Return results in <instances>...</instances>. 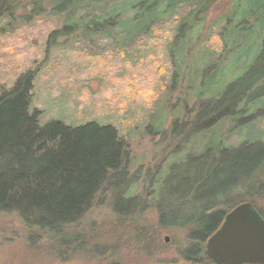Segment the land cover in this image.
I'll list each match as a JSON object with an SVG mask.
<instances>
[{"label":"trees","instance_id":"obj_1","mask_svg":"<svg viewBox=\"0 0 264 264\" xmlns=\"http://www.w3.org/2000/svg\"><path fill=\"white\" fill-rule=\"evenodd\" d=\"M42 20L52 24L37 67L9 81L0 76V214L19 218L32 249L43 245L67 258L96 206L110 203L116 226L124 227L153 205L160 225L187 232L184 262L215 264L207 241L236 206H256L261 192L264 0H0V45ZM164 32L163 106L151 115L150 129L171 130L184 145L156 170L137 168L116 126L47 121L34 108L37 79L70 41L130 53ZM185 92L196 110L179 134L178 120L168 127L169 107L175 94L179 104L171 109L178 106L173 114L180 116L189 106L180 102ZM254 128L258 141L245 137ZM133 226L149 248L152 237Z\"/></svg>","mask_w":264,"mask_h":264},{"label":"rangeland","instance_id":"obj_2","mask_svg":"<svg viewBox=\"0 0 264 264\" xmlns=\"http://www.w3.org/2000/svg\"><path fill=\"white\" fill-rule=\"evenodd\" d=\"M211 22L210 18L207 26ZM51 24L42 20L2 40L1 78L9 81L22 71L37 67ZM166 36L165 32L159 33L144 43L141 50L133 48L130 53L115 51L106 44L94 49L70 41L65 50L61 47L52 54L51 61L46 64L50 69L37 79L34 108L44 111L47 121L54 119L74 124L94 121L116 126L127 138L131 155L139 164L137 168L156 170L155 167L171 153L182 151L184 145L180 135L170 136L171 130L160 134L150 129L151 115L163 106L160 97L167 72ZM213 38L214 35L211 40ZM175 97V94L171 97L168 127L178 120L180 130L177 128L176 133L182 134L181 124L191 122L196 105L187 101L185 92L180 102L189 106L182 109L180 116L173 114L178 106L171 108L179 104ZM182 100H186L185 104ZM176 114L179 117L174 118ZM245 137L258 141L259 128L248 131ZM239 139L236 135L231 143ZM261 183L255 207L264 212V171ZM147 189L149 193L152 191L151 187ZM116 220L110 203L96 206L83 221L82 242L63 258L43 245L32 249L19 218L0 214V264H188L181 256L187 244V232L160 225L158 209L153 205L141 218L127 221L124 227H117ZM133 225L144 228L148 238L152 237L149 248L144 239L138 238Z\"/></svg>","mask_w":264,"mask_h":264},{"label":"water","instance_id":"obj_3","mask_svg":"<svg viewBox=\"0 0 264 264\" xmlns=\"http://www.w3.org/2000/svg\"><path fill=\"white\" fill-rule=\"evenodd\" d=\"M206 254L215 264H264V218L253 203L244 202L226 215L207 241Z\"/></svg>","mask_w":264,"mask_h":264}]
</instances>
